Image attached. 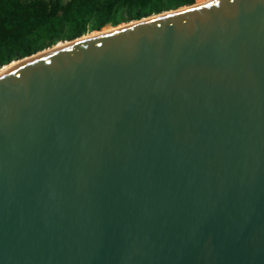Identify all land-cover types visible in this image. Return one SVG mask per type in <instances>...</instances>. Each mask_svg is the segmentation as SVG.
I'll use <instances>...</instances> for the list:
<instances>
[{
    "label": "water",
    "instance_id": "obj_1",
    "mask_svg": "<svg viewBox=\"0 0 264 264\" xmlns=\"http://www.w3.org/2000/svg\"><path fill=\"white\" fill-rule=\"evenodd\" d=\"M106 27L0 72V264H264V0Z\"/></svg>",
    "mask_w": 264,
    "mask_h": 264
},
{
    "label": "trees",
    "instance_id": "obj_2",
    "mask_svg": "<svg viewBox=\"0 0 264 264\" xmlns=\"http://www.w3.org/2000/svg\"><path fill=\"white\" fill-rule=\"evenodd\" d=\"M197 1L0 0V69L59 41Z\"/></svg>",
    "mask_w": 264,
    "mask_h": 264
},
{
    "label": "bare ground",
    "instance_id": "obj_3",
    "mask_svg": "<svg viewBox=\"0 0 264 264\" xmlns=\"http://www.w3.org/2000/svg\"><path fill=\"white\" fill-rule=\"evenodd\" d=\"M203 2H204V0H201V1H199V2H196V5H197V4H201V3H203ZM110 29H111L110 27H108V28H106V29H102V30L99 31V33H100V32L108 31V30H110ZM96 33H98V32H94V33H91V34H88V35H84L83 37H89V36L94 35V34H96ZM60 45H62V44H58V45H56L55 47H57V46L59 47ZM16 63H17V61L12 62V63H10V64H8V65L3 66V68L0 69V72L3 71L4 69L10 67L11 65L16 64Z\"/></svg>",
    "mask_w": 264,
    "mask_h": 264
},
{
    "label": "rangeland",
    "instance_id": "obj_4",
    "mask_svg": "<svg viewBox=\"0 0 264 264\" xmlns=\"http://www.w3.org/2000/svg\"><path fill=\"white\" fill-rule=\"evenodd\" d=\"M196 1H197V0H196ZM199 1H201V0H198L197 2H199ZM122 23H124V22H122ZM122 23H119V24H122ZM103 28H104V27H103ZM103 28H102V29H103ZM106 28H108V27H106V26H105V28H104V29H106ZM92 33H94V32H92ZM88 34H91V32H89V33H86V34H84V35H88ZM59 42H60V41H59ZM59 42H58V43H59ZM53 46H54V45H53ZM53 46H52V47H53ZM2 68H3V67H2Z\"/></svg>",
    "mask_w": 264,
    "mask_h": 264
}]
</instances>
